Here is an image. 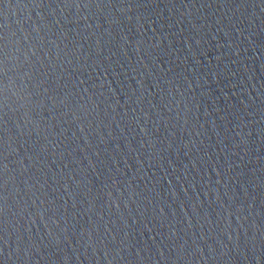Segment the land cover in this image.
<instances>
[{"label":"water","instance_id":"95a60500","mask_svg":"<svg viewBox=\"0 0 264 264\" xmlns=\"http://www.w3.org/2000/svg\"><path fill=\"white\" fill-rule=\"evenodd\" d=\"M0 264H264V0H0Z\"/></svg>","mask_w":264,"mask_h":264}]
</instances>
